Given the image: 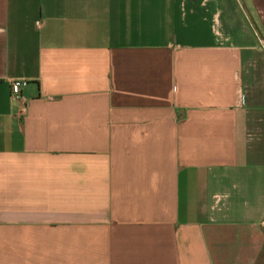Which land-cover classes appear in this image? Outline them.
Returning a JSON list of instances; mask_svg holds the SVG:
<instances>
[{
  "label": "crops",
  "instance_id": "0c3cea01",
  "mask_svg": "<svg viewBox=\"0 0 264 264\" xmlns=\"http://www.w3.org/2000/svg\"><path fill=\"white\" fill-rule=\"evenodd\" d=\"M0 264H264V0H0Z\"/></svg>",
  "mask_w": 264,
  "mask_h": 264
},
{
  "label": "built area",
  "instance_id": "2783aa9c",
  "mask_svg": "<svg viewBox=\"0 0 264 264\" xmlns=\"http://www.w3.org/2000/svg\"><path fill=\"white\" fill-rule=\"evenodd\" d=\"M26 86L23 80H13L9 83V97L11 100L17 99L19 92Z\"/></svg>",
  "mask_w": 264,
  "mask_h": 264
},
{
  "label": "rangeland",
  "instance_id": "374dc122",
  "mask_svg": "<svg viewBox=\"0 0 264 264\" xmlns=\"http://www.w3.org/2000/svg\"><path fill=\"white\" fill-rule=\"evenodd\" d=\"M241 3V2H240ZM244 9H242V11H243Z\"/></svg>",
  "mask_w": 264,
  "mask_h": 264
}]
</instances>
